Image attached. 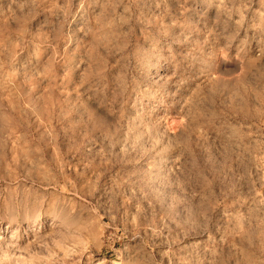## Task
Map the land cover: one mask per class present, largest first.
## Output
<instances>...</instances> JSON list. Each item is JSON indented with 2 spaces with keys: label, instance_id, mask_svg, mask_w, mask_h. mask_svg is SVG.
Here are the masks:
<instances>
[{
  "label": "rangeland",
  "instance_id": "rangeland-1",
  "mask_svg": "<svg viewBox=\"0 0 264 264\" xmlns=\"http://www.w3.org/2000/svg\"><path fill=\"white\" fill-rule=\"evenodd\" d=\"M0 264H264V0H0Z\"/></svg>",
  "mask_w": 264,
  "mask_h": 264
}]
</instances>
